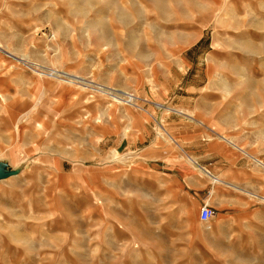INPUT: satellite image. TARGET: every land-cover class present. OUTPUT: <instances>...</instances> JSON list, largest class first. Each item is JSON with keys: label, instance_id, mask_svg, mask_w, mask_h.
<instances>
[{"label": "rangeland", "instance_id": "374dc122", "mask_svg": "<svg viewBox=\"0 0 264 264\" xmlns=\"http://www.w3.org/2000/svg\"><path fill=\"white\" fill-rule=\"evenodd\" d=\"M0 50L25 83L24 144H0V264H264V223L200 221L147 148L177 149L180 115L264 162V0H0Z\"/></svg>", "mask_w": 264, "mask_h": 264}, {"label": "crops", "instance_id": "0c3cea01", "mask_svg": "<svg viewBox=\"0 0 264 264\" xmlns=\"http://www.w3.org/2000/svg\"><path fill=\"white\" fill-rule=\"evenodd\" d=\"M24 85V71L0 50V144H24ZM165 118L172 133L167 136L177 149L149 139L150 168L182 196H190L194 208L211 205L213 222L231 225L241 218L246 224L264 223V166L256 158L263 154L252 139L245 141L231 127L207 119L212 127L187 116ZM220 250L226 248L220 245Z\"/></svg>", "mask_w": 264, "mask_h": 264}, {"label": "built area", "instance_id": "2783aa9c", "mask_svg": "<svg viewBox=\"0 0 264 264\" xmlns=\"http://www.w3.org/2000/svg\"><path fill=\"white\" fill-rule=\"evenodd\" d=\"M36 69H38V68H36ZM54 71H57V70H54ZM54 71H50V73H53V74H50V75H54L56 73ZM94 84H96V83H94ZM116 95H117V97H115V98L116 99L118 98L117 100H120V103H122L124 105H127V106L139 108V104L137 105L138 101L140 100L139 97H137V96H135L133 94H130V93L129 94L128 93L127 94H123V93L117 94L116 93ZM116 95H114V96H116ZM134 98L136 100H134ZM214 214H215L214 208L211 205H209L208 203H203L200 206L199 211H198L199 220L202 221V222L209 221L214 216Z\"/></svg>", "mask_w": 264, "mask_h": 264}, {"label": "water", "instance_id": "95a60500", "mask_svg": "<svg viewBox=\"0 0 264 264\" xmlns=\"http://www.w3.org/2000/svg\"><path fill=\"white\" fill-rule=\"evenodd\" d=\"M6 165L7 163H0V178H6L16 172L14 169H6Z\"/></svg>", "mask_w": 264, "mask_h": 264}, {"label": "bare ground", "instance_id": "6f19581e", "mask_svg": "<svg viewBox=\"0 0 264 264\" xmlns=\"http://www.w3.org/2000/svg\"><path fill=\"white\" fill-rule=\"evenodd\" d=\"M71 76V75H70ZM85 83V82H84ZM161 107V106H163V105H160V104H158V107ZM171 110V109H170ZM173 111L175 110V109H172ZM177 110V109H176ZM178 111V110H177ZM177 113H181V114H183L181 111H178ZM259 163H260V165L261 166H264V162H262V161H259ZM205 171V170H204ZM206 172V171H205Z\"/></svg>", "mask_w": 264, "mask_h": 264}]
</instances>
